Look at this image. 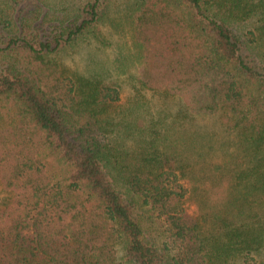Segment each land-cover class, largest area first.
I'll use <instances>...</instances> for the list:
<instances>
[{
  "label": "trees",
  "instance_id": "trees-1",
  "mask_svg": "<svg viewBox=\"0 0 264 264\" xmlns=\"http://www.w3.org/2000/svg\"><path fill=\"white\" fill-rule=\"evenodd\" d=\"M0 187V264H264V0H0Z\"/></svg>",
  "mask_w": 264,
  "mask_h": 264
},
{
  "label": "rangeland",
  "instance_id": "rangeland-1",
  "mask_svg": "<svg viewBox=\"0 0 264 264\" xmlns=\"http://www.w3.org/2000/svg\"><path fill=\"white\" fill-rule=\"evenodd\" d=\"M115 9L112 13L113 17H119V11ZM122 27H120L121 29ZM116 30L114 24L111 22L104 27V31H106V35L114 42L112 46L107 48H98V46L94 44H82L76 47L73 51H67L62 54L59 58L60 60L70 69L80 72H91L95 67L100 64L107 63L109 64L110 60L119 55V46H123L121 43L123 38L125 37V26L121 30ZM120 32V33H119ZM100 67V66H98ZM129 83H124V90L122 94V100L125 102L128 97L131 95V87L128 85ZM5 116V120L8 121L11 118V111L5 110L3 112ZM2 188L0 187V193H2ZM3 197L6 194L3 192L1 194ZM192 199V200H191ZM185 207L190 211L194 212L196 209L195 201L193 198L190 200H186Z\"/></svg>",
  "mask_w": 264,
  "mask_h": 264
}]
</instances>
